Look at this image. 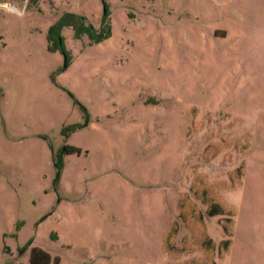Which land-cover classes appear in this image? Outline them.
Returning a JSON list of instances; mask_svg holds the SVG:
<instances>
[{
    "label": "rangeland",
    "instance_id": "rangeland-1",
    "mask_svg": "<svg viewBox=\"0 0 264 264\" xmlns=\"http://www.w3.org/2000/svg\"><path fill=\"white\" fill-rule=\"evenodd\" d=\"M3 5L0 264L33 247L50 264H264V0ZM70 14L110 35L76 36ZM203 186L234 209L224 256Z\"/></svg>",
    "mask_w": 264,
    "mask_h": 264
},
{
    "label": "trees",
    "instance_id": "trees-1",
    "mask_svg": "<svg viewBox=\"0 0 264 264\" xmlns=\"http://www.w3.org/2000/svg\"><path fill=\"white\" fill-rule=\"evenodd\" d=\"M70 18L63 21L62 25L67 24V25H72L76 36H80L84 32H87L89 36H91V39L93 41L99 42L103 38H107L110 35V25L109 23L106 22V19L102 23V30L101 32H96L92 26L88 23H86V19L83 16H77V15H69ZM56 36V26L51 27L49 29L47 38L49 40L48 44V49L49 50H57L58 48L61 49L63 52L65 50L59 46L58 43L53 42L54 37ZM68 59H66L67 61ZM73 127H71L70 130H72ZM78 149L73 146H65L62 150V152L70 153V152H76ZM59 166L60 164L57 163ZM236 174H239V171L236 172ZM242 174H240L241 176ZM239 178V175L237 176ZM234 182V179L232 178L231 180ZM239 180H237L238 182ZM204 203L207 205L206 207V215L208 216H216V215H223V220L221 221V225L224 229V232L226 234V238L222 239L218 244H217V251L219 255L224 256L225 254L228 253L229 248L231 246V230H232V224H233V215H234V209L232 206H228L224 202H222L219 198L216 197L213 191L210 190V187L208 186H203L202 187V197ZM178 216L186 223V225L189 223V218L190 216L195 217L196 220H198V227L203 229L205 231V225L202 223V213L198 211L190 197L187 194H183L180 197V201L178 203ZM178 232V224L176 221L173 222L170 230L165 233L163 237V246L170 252L175 250V244H174V239L177 235ZM205 234V232H204ZM205 243H212V239L209 238L205 234ZM30 262L31 264H50L51 263V256L49 255L48 252L37 248L33 247L31 251V257H30ZM54 264H56V258L54 259Z\"/></svg>",
    "mask_w": 264,
    "mask_h": 264
},
{
    "label": "clouds",
    "instance_id": "clouds-1",
    "mask_svg": "<svg viewBox=\"0 0 264 264\" xmlns=\"http://www.w3.org/2000/svg\"><path fill=\"white\" fill-rule=\"evenodd\" d=\"M0 7H4L5 9H7L9 7V5H3V6H0Z\"/></svg>",
    "mask_w": 264,
    "mask_h": 264
}]
</instances>
